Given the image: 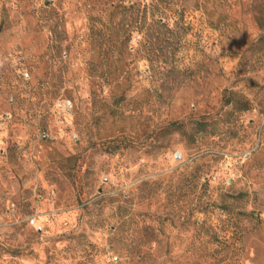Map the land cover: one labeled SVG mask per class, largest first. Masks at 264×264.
Returning a JSON list of instances; mask_svg holds the SVG:
<instances>
[{"label": "rangeland", "instance_id": "rangeland-1", "mask_svg": "<svg viewBox=\"0 0 264 264\" xmlns=\"http://www.w3.org/2000/svg\"><path fill=\"white\" fill-rule=\"evenodd\" d=\"M0 264H264V0H0Z\"/></svg>", "mask_w": 264, "mask_h": 264}]
</instances>
